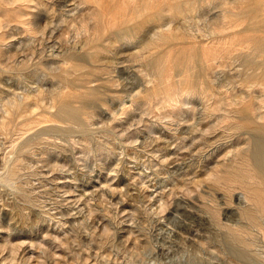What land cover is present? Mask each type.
<instances>
[{
    "label": "rangeland",
    "instance_id": "1",
    "mask_svg": "<svg viewBox=\"0 0 264 264\" xmlns=\"http://www.w3.org/2000/svg\"><path fill=\"white\" fill-rule=\"evenodd\" d=\"M257 137L264 0H0V264H264Z\"/></svg>",
    "mask_w": 264,
    "mask_h": 264
},
{
    "label": "bare ground",
    "instance_id": "2",
    "mask_svg": "<svg viewBox=\"0 0 264 264\" xmlns=\"http://www.w3.org/2000/svg\"><path fill=\"white\" fill-rule=\"evenodd\" d=\"M254 145H255V150L252 154L254 157V160L256 162V163H254V164H256V166H254V167L257 168V166H259V167L264 168V140L262 138L257 137V139H255Z\"/></svg>",
    "mask_w": 264,
    "mask_h": 264
}]
</instances>
